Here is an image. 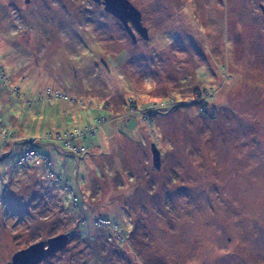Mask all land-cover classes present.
<instances>
[{"label":"rangeland","instance_id":"374dc122","mask_svg":"<svg viewBox=\"0 0 264 264\" xmlns=\"http://www.w3.org/2000/svg\"><path fill=\"white\" fill-rule=\"evenodd\" d=\"M26 1L0 0V264L61 234L38 264H264V0H129L136 43L96 0ZM32 142L77 203L13 169Z\"/></svg>","mask_w":264,"mask_h":264},{"label":"water","instance_id":"95a60500","mask_svg":"<svg viewBox=\"0 0 264 264\" xmlns=\"http://www.w3.org/2000/svg\"><path fill=\"white\" fill-rule=\"evenodd\" d=\"M28 3V0L26 1ZM104 6V11L120 22H122L125 31L132 39L133 43H136V35L134 29L129 25V21L134 26L136 32L140 34L146 41L149 40L148 29L142 24L141 12L130 3L129 0H96ZM152 153L154 158L155 167L158 169L161 165V153L157 149L155 144L152 145ZM7 154L1 155L0 160H3ZM68 242V235H58L48 239L46 242L41 241L35 243L28 248L17 252L11 262L7 264H38L41 260L50 258L58 251L63 250Z\"/></svg>","mask_w":264,"mask_h":264},{"label":"trees","instance_id":"16d2710c","mask_svg":"<svg viewBox=\"0 0 264 264\" xmlns=\"http://www.w3.org/2000/svg\"><path fill=\"white\" fill-rule=\"evenodd\" d=\"M5 77L6 76H4V79H5ZM3 82H5V83H7L8 81H3ZM10 91L12 92V93H14V94H20V89L18 88V90L17 91H12L11 89H10ZM11 96H12V94H11ZM59 98V97H58ZM60 99V98H59ZM149 110V111H148ZM147 111L148 112H152V111H150V109H148ZM132 115V114H131ZM102 123H106V119H104L103 121H102ZM86 129H89V128H86ZM76 130H80V129H75L74 131H72V132H70V131H68V133H67V139L65 140V144H67L66 145V147L67 148H69L71 151H69V153H72V151H73V149H77V147L78 146H76L74 143H73V141H74V137L73 136H71V134L72 133H74ZM85 130V129H84ZM93 130V134L92 135H90V134H86V136H81L78 140H86L88 137H91V136H94L95 134H96V132H95V130L94 129H92ZM6 138H8V136H6ZM59 140H61V137L60 136H58L57 137ZM29 144V143H28ZM36 143L35 142H32L31 144H29V146H27V148L26 149H28L30 146H32L34 149H35V145ZM2 146H4V144L2 145V143H0V154L2 153V150H3V147ZM82 146V145H81ZM5 147H8L9 149H8V151L10 150V148H11V144L9 145V143L7 142L6 143V146ZM17 146H16V144H13L12 145V149L14 150L15 148H16ZM54 147H56V146H54ZM83 147V149H84V151L86 150V148H85V146H82ZM74 150V151H75ZM35 151H36V149H35ZM83 151V152H84ZM37 152V151H36ZM38 153V152H37ZM74 153L75 152H73L72 154L74 155ZM6 154V153H5ZM40 156H43L44 158H45V163H43V164H41V165H38V166H44V168H45V172L47 173V175L48 174H50L51 175V177H56L57 179L55 180L56 182H58L59 184H61L63 187H65L66 188V191L65 192H67L68 194V196H69V198H71V201L73 202L74 200H76V199H78L79 198V196H76L75 195V191H74V189L71 187V185H70V183L68 182V181H66V180H63L61 177H59L57 174H56V172H55V169H53L51 166H52V160H51V158H49V157H47V156H44V155H42V154H40V153H38ZM2 155H4V153H2ZM8 155H9V153H8ZM20 161V160H19ZM27 163H31V162H27ZM26 163V164H27ZM32 165H34V166H37V165H35V164H33V163H31ZM17 167H19V165H18V163H16L15 164V167L13 168V169H16ZM24 167V166H23ZM70 201V202H71Z\"/></svg>","mask_w":264,"mask_h":264},{"label":"built area","instance_id":"2783aa9c","mask_svg":"<svg viewBox=\"0 0 264 264\" xmlns=\"http://www.w3.org/2000/svg\"><path fill=\"white\" fill-rule=\"evenodd\" d=\"M55 96L59 97V98H61L63 100H64V98L67 99V100H70L69 97H67L65 95H61V93H59V92H56ZM86 134L92 135L93 134V130L92 129H85V130H83L81 132H80V130H76L74 133L71 134V136H73L74 138H78L79 139L81 136H86ZM83 151H84V149L82 148L81 152H83ZM27 162H31V163H33V164L38 166V165L43 164V162L45 163V158L43 156H40L35 151V149L32 146H30L24 152L22 157L20 158V161L18 162V165L22 166V165L26 164ZM76 200H74L73 202L77 203Z\"/></svg>","mask_w":264,"mask_h":264}]
</instances>
